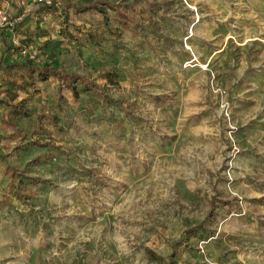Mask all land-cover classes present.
Here are the masks:
<instances>
[{"label": "rangeland", "instance_id": "1", "mask_svg": "<svg viewBox=\"0 0 264 264\" xmlns=\"http://www.w3.org/2000/svg\"><path fill=\"white\" fill-rule=\"evenodd\" d=\"M49 1L0 0V264H264V0Z\"/></svg>", "mask_w": 264, "mask_h": 264}, {"label": "trees", "instance_id": "2", "mask_svg": "<svg viewBox=\"0 0 264 264\" xmlns=\"http://www.w3.org/2000/svg\"><path fill=\"white\" fill-rule=\"evenodd\" d=\"M130 1L133 3L132 5H138V0H127V4H125L126 8L131 5L129 4ZM137 1V2H136ZM110 9L118 16L119 20L126 25L130 26L132 22H135L134 20L126 14L122 9L119 10L118 6H112L109 5ZM96 9L100 10L98 6L95 7ZM103 11V10H100ZM3 70L7 72L8 74H12L14 76L19 75L23 79L30 81L33 80L36 75H38L41 79H48L51 76H55L58 80L59 86H58V92L61 94L62 92H71L74 96H78V89L77 86H83L88 91H90L92 94L96 96L97 99H99V91L94 92V88L96 87L94 85V82L91 78L90 74H86L79 71H71L70 66L65 62V60L62 62L59 68L54 67H45V68H39L38 66L34 65L32 61L30 60H22V61H12L10 64L3 65ZM69 67V68H68ZM60 99L62 100L61 96ZM12 109L9 110L12 113H19L21 110V107L18 105L11 106ZM10 107V108H11ZM9 112V113H10ZM30 114L34 116L37 123L43 127L47 124L53 123L55 120L53 116H51L49 113H47L44 109H42L39 106H33L31 108ZM2 121L5 122L3 119ZM5 123H10L9 120H7ZM5 178H19L20 176L24 179H27L28 181L23 184L20 182L19 185V196L23 197V193L28 189V184H32L37 187H44L45 182L44 180L40 178H29L26 174H22L21 172H17L15 169H9L5 171ZM17 194V193H16Z\"/></svg>", "mask_w": 264, "mask_h": 264}, {"label": "built area", "instance_id": "3", "mask_svg": "<svg viewBox=\"0 0 264 264\" xmlns=\"http://www.w3.org/2000/svg\"><path fill=\"white\" fill-rule=\"evenodd\" d=\"M37 1V4L39 5V6H47V7H49V6H51L52 4H51V1H49V0H36ZM25 53V52H24Z\"/></svg>", "mask_w": 264, "mask_h": 264}]
</instances>
